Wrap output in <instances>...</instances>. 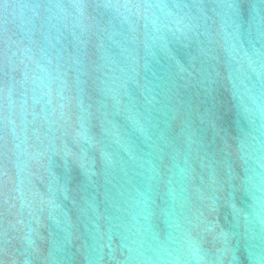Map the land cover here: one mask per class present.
Returning <instances> with one entry per match:
<instances>
[{"label":"water","instance_id":"obj_1","mask_svg":"<svg viewBox=\"0 0 264 264\" xmlns=\"http://www.w3.org/2000/svg\"><path fill=\"white\" fill-rule=\"evenodd\" d=\"M0 264H264V0H0Z\"/></svg>","mask_w":264,"mask_h":264}]
</instances>
